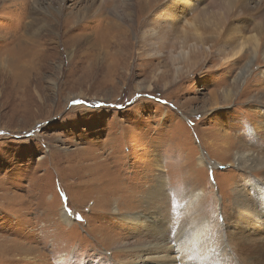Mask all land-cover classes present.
<instances>
[{"label": "rangeland", "instance_id": "1", "mask_svg": "<svg viewBox=\"0 0 264 264\" xmlns=\"http://www.w3.org/2000/svg\"><path fill=\"white\" fill-rule=\"evenodd\" d=\"M99 1L0 0V264H264V225L234 202L264 187V89L234 102L245 76L212 105L222 60L173 79L167 54L138 50L133 10Z\"/></svg>", "mask_w": 264, "mask_h": 264}, {"label": "bare ground", "instance_id": "2", "mask_svg": "<svg viewBox=\"0 0 264 264\" xmlns=\"http://www.w3.org/2000/svg\"><path fill=\"white\" fill-rule=\"evenodd\" d=\"M94 1L96 2V0H89L87 6L93 7ZM76 2L74 1V4ZM98 4L101 14L104 12L103 9L110 7L116 14H118L119 8L124 15L127 14L128 9L133 10L132 14L129 13V16H133L130 21L131 24L128 26L130 32L138 30V50L146 56L167 54L173 65L171 76L173 79L179 78L185 72L190 73L196 70L197 60L192 59V56L201 57L202 61L210 57L222 60L219 62L218 70L215 71L218 72L220 81L224 78L223 81L219 82L223 88L220 91L214 90L212 105H223L231 102L235 94H232L233 91L245 76V83L235 95L234 102L238 99L240 101L242 97L249 98L250 96L252 98V91L249 89L251 81H255L254 93L258 94L264 89V75L259 76L260 79L253 76L256 71L252 69L250 59L248 60V58L257 55V58L261 56V59H257V61L264 63V0H100ZM87 6H83L84 11H88ZM152 8L155 9L154 12L143 17L145 12ZM27 11L28 14L31 11L29 6H27ZM108 24L109 21L105 22L104 29L107 28ZM124 37H126V31L122 34V40ZM112 44L121 45L127 53L128 44L126 41L122 45L123 41L119 43L116 39ZM193 68L195 69L193 70ZM248 74L250 77L247 78ZM229 78L232 80H228ZM151 85L150 83L147 84L146 88H150ZM256 94L252 98L253 103H262ZM259 130L264 132V120L260 122ZM256 133L253 132L252 134ZM242 154L244 153L242 152ZM202 163L204 162L200 160L199 164L203 165ZM252 185L255 186L257 193V199L254 200L257 206H248L247 200L235 199L234 202L236 208L242 209V211H238V219L249 218L253 222V224L251 223L252 226L256 227V225H264V187L258 183ZM60 215L63 220H70L65 212H61ZM135 218L139 220L137 216L130 219L134 220ZM143 221L150 230L157 226L155 220ZM207 224L206 222L199 223L192 239L203 248L209 244L208 238L203 235ZM202 237L204 238L201 239ZM204 250L201 254L199 253L204 259H208V257L212 260L214 257L218 258L219 253L214 256L212 250V252L206 251V248ZM145 257L143 260H150L153 263L171 261L170 264H182V261L185 260L184 255L178 252ZM217 260L214 264H222L221 261Z\"/></svg>", "mask_w": 264, "mask_h": 264}, {"label": "snow or ice", "instance_id": "3", "mask_svg": "<svg viewBox=\"0 0 264 264\" xmlns=\"http://www.w3.org/2000/svg\"><path fill=\"white\" fill-rule=\"evenodd\" d=\"M75 103V102H74Z\"/></svg>", "mask_w": 264, "mask_h": 264}]
</instances>
